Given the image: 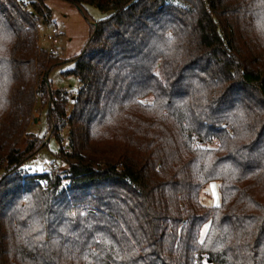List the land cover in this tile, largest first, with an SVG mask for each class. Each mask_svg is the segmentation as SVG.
<instances>
[{
  "label": "trees",
  "instance_id": "16d2710c",
  "mask_svg": "<svg viewBox=\"0 0 264 264\" xmlns=\"http://www.w3.org/2000/svg\"><path fill=\"white\" fill-rule=\"evenodd\" d=\"M65 1L109 12L69 111L45 0H0V264H264V0ZM37 101L63 172L21 170Z\"/></svg>",
  "mask_w": 264,
  "mask_h": 264
},
{
  "label": "rangeland",
  "instance_id": "374dc122",
  "mask_svg": "<svg viewBox=\"0 0 264 264\" xmlns=\"http://www.w3.org/2000/svg\"><path fill=\"white\" fill-rule=\"evenodd\" d=\"M50 9V16L45 23H38V46L52 54H57L59 64L55 65L48 73V80L54 89H63L70 94L67 102V111L71 109L72 97L78 87L77 79L72 75H65L73 66L72 58L87 49L92 26L97 21L104 19L109 12H103L91 5L82 8L65 0H45ZM45 103L36 102L35 109L30 117L28 133L31 137L42 141L45 145L21 166L24 173L63 172L66 165L59 158V151L66 147L65 129L62 133L63 140L59 143L52 137V122L48 119ZM31 168L25 170L24 166ZM32 169H37L33 171ZM42 169V170H40ZM1 174V172H0ZM210 185H215V197ZM200 203L205 206H216L220 202L219 182L210 181L200 191ZM204 224L200 230L203 236L207 228ZM205 264V263H204Z\"/></svg>",
  "mask_w": 264,
  "mask_h": 264
},
{
  "label": "snow or ice",
  "instance_id": "6c2138e0",
  "mask_svg": "<svg viewBox=\"0 0 264 264\" xmlns=\"http://www.w3.org/2000/svg\"><path fill=\"white\" fill-rule=\"evenodd\" d=\"M24 168H25V170H27V169H29V168H31V166H29V165H26V166H24ZM33 171H36L37 169H32ZM40 170H42V169H40ZM210 187L213 189V196L215 197V191H214V189H215V185H210ZM205 228H207V225H205ZM203 239V233H201V240Z\"/></svg>",
  "mask_w": 264,
  "mask_h": 264
},
{
  "label": "built area",
  "instance_id": "2783aa9c",
  "mask_svg": "<svg viewBox=\"0 0 264 264\" xmlns=\"http://www.w3.org/2000/svg\"><path fill=\"white\" fill-rule=\"evenodd\" d=\"M198 256L197 254L194 255V260L192 264H198V260H197Z\"/></svg>",
  "mask_w": 264,
  "mask_h": 264
}]
</instances>
